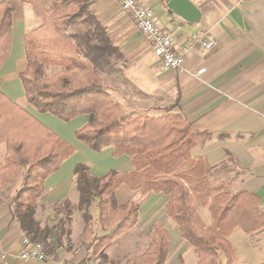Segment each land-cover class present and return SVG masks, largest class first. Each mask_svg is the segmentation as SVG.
I'll return each mask as SVG.
<instances>
[{
  "label": "trees",
  "instance_id": "16d2710c",
  "mask_svg": "<svg viewBox=\"0 0 264 264\" xmlns=\"http://www.w3.org/2000/svg\"><path fill=\"white\" fill-rule=\"evenodd\" d=\"M19 1L30 5L40 19L23 36L27 65L19 79L27 103L37 112L63 122L87 115L86 124L74 132L75 138L94 152L111 147L114 157L128 156L132 167L129 172L110 170L95 177L86 165L77 164L73 170L76 204L64 200L54 210L60 215L57 222L41 227L35 214L43 182L74 149L0 92V142L5 144L0 188L22 176L11 204L12 217L24 237L42 243L44 251L52 253L69 234L75 207L81 214L87 241L94 234V220L107 231L89 241L98 253L137 223L138 204L130 200L119 203L116 196L119 186L125 185L143 195L154 192L169 197L166 214L194 249L196 264H216L221 255V264H233V249L225 238L235 228L245 234L264 229V210L258 208L259 197L254 193L230 192L225 183L210 187L212 167L202 158L191 156L190 151L210 139L212 133L194 130L177 111L176 102L160 116L121 113L99 72L110 69L111 61L122 54L90 11L92 0ZM14 11L12 3L0 2V66L9 53ZM209 200L212 228L196 226L190 205L204 206ZM93 202L96 218L90 211ZM169 242L166 229L155 225L147 249L127 264H164ZM100 257L105 258L103 253ZM176 264H185L181 256Z\"/></svg>",
  "mask_w": 264,
  "mask_h": 264
},
{
  "label": "crops",
  "instance_id": "0c3cea01",
  "mask_svg": "<svg viewBox=\"0 0 264 264\" xmlns=\"http://www.w3.org/2000/svg\"><path fill=\"white\" fill-rule=\"evenodd\" d=\"M2 1L12 3L15 11L9 53L0 66V92L74 149V153L44 180L37 200L36 211L39 208L47 210L49 205H53L54 213L68 199L77 164L86 165L92 176L100 177L110 170L129 172L132 169L130 158L126 155L114 157L111 147L94 152L78 141L74 132L86 124L87 115L63 122L48 113L37 112L27 103L19 79V73L27 65L23 36L40 19L28 4L19 0ZM167 1L143 0L156 14L162 27L172 32L179 43L187 42L197 31L213 42L210 49L195 48L180 72L163 70L158 59L154 62L146 60L147 50L152 51L114 0H92L90 11L106 28L124 60L132 56L133 62L144 64L150 73L144 77L150 78L167 100L168 104L163 108L176 102L177 111L191 122L194 130L212 133L210 139L191 149V155L202 158L212 167V172L222 168L230 176L234 189L256 194L260 208H264V0H188L198 10L197 23H189L170 13ZM200 69L204 72L195 76ZM156 101L159 103L160 99ZM4 157L5 144L0 142V167ZM22 179L19 176L6 188H0V254H6L4 264H127L149 246L150 243L146 248L144 243H108L95 253L89 243L95 234L88 241L84 233L75 238L70 234L52 253H47L49 260L21 259L24 251L22 239L25 237L12 217L11 203ZM117 192L132 194L134 191L121 185ZM168 198L163 193L145 194L144 200L138 204L136 224L141 228L150 225L151 234L155 225L166 229L170 242L164 264H176L179 256L185 264H196L194 249L189 243H183L186 241L181 238L178 226L166 214ZM118 200L124 203L129 201V197ZM44 214L47 217L48 211ZM234 233H239V238L258 233L264 235V229L251 234L235 229L231 235ZM261 244L262 247L259 243L231 245L233 264H264V243Z\"/></svg>",
  "mask_w": 264,
  "mask_h": 264
},
{
  "label": "rangeland",
  "instance_id": "374dc122",
  "mask_svg": "<svg viewBox=\"0 0 264 264\" xmlns=\"http://www.w3.org/2000/svg\"><path fill=\"white\" fill-rule=\"evenodd\" d=\"M155 11L158 13L157 8H155ZM132 58L134 57L130 56L128 57V60H124V57L122 56L119 59L112 60L111 61L112 67L110 69L105 68L103 71H100L99 75L102 80L103 86L105 87L111 99L119 104L122 114L129 112H138L151 117L162 115L163 111L165 110L163 106L168 104L166 103L167 100L162 97L161 90L155 88L156 86L155 83H152L150 81V78H146L147 75L150 73L145 70L144 64H141V62H139L140 64L137 62L135 63L133 62ZM145 58L149 62H154L157 60L153 52H150L148 50L146 52ZM162 69L166 70L163 67ZM138 90L141 92L139 93ZM157 99H160L159 103L156 101ZM212 171H210L208 175V180L210 182L211 188H216L218 185L225 183L224 185H226L228 191L233 193L240 191V190H236V188L234 189L231 186V182L229 178L230 176L227 173H225V171H223L222 168L216 169L214 172ZM133 191H134L133 193L131 192L132 194H127L126 192H119V193L117 192L116 196L117 198H121L123 200L128 196L130 201L139 204L144 200L145 195H143L139 190H133ZM77 195H78L77 191L74 189V185L72 184V188L68 194V199L71 201L72 204H75L77 200L75 199V196ZM209 204H210V200L204 206H200L196 203H191L190 207L192 210V219L196 226L202 228L203 227L212 228L213 219L208 208ZM258 208L260 210H264V208H260L259 204H258ZM44 211H48L47 217H45ZM90 211L91 213H93L95 217L97 216V209L95 202L90 207ZM36 212L37 215H35V218L39 222L41 227L54 225L57 222L58 218L60 217V215L57 216L53 213V205H49L47 207V210H45L44 208H39V210H37ZM83 227H84V223L82 221L81 214L74 207L72 209V221L68 225L69 234L63 237L61 243H63L65 241L64 239L68 238L70 234H72L73 237L75 238L78 234L84 233ZM235 229H233V231ZM93 231L95 235H102L107 232L102 230L95 220L93 223ZM231 234H229L228 237L225 238V242L229 244L231 243L230 245L232 246L234 243H257V244L259 243V245H261L260 247H262L261 243H264V235H261L259 233L252 234L249 237L241 236L240 238L238 237V235H240L239 233H234L233 234L234 236ZM150 241H151V226L148 225L145 228H141L139 224H136L135 227L130 232L119 237L116 240H113L110 243H144V246L146 248V246L148 245V243H150ZM183 243H187V242H183ZM222 261H223V257L221 255L218 261L216 262V264L219 263L221 264Z\"/></svg>",
  "mask_w": 264,
  "mask_h": 264
},
{
  "label": "built area",
  "instance_id": "2783aa9c",
  "mask_svg": "<svg viewBox=\"0 0 264 264\" xmlns=\"http://www.w3.org/2000/svg\"><path fill=\"white\" fill-rule=\"evenodd\" d=\"M119 10L126 14L135 26L139 34L145 39L148 47L159 60L161 66L172 72L183 70L184 63L189 54L197 47L210 49L213 42L206 39V35L197 31L191 35L185 43H179L172 32L162 27L158 17L151 7L143 0H114ZM173 23V21H169ZM204 69H200L195 76L201 75ZM24 251L20 258L44 262L50 259L41 243H33L28 238L22 239ZM6 254H0V264H4Z\"/></svg>",
  "mask_w": 264,
  "mask_h": 264
},
{
  "label": "water",
  "instance_id": "95a60500",
  "mask_svg": "<svg viewBox=\"0 0 264 264\" xmlns=\"http://www.w3.org/2000/svg\"><path fill=\"white\" fill-rule=\"evenodd\" d=\"M166 7L173 14L189 23L198 22V10L188 0H168L166 2Z\"/></svg>",
  "mask_w": 264,
  "mask_h": 264
}]
</instances>
